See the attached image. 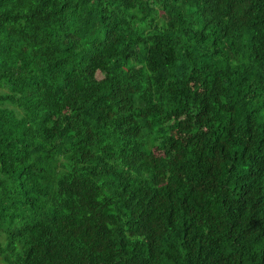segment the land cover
<instances>
[{
	"label": "trees",
	"instance_id": "trees-1",
	"mask_svg": "<svg viewBox=\"0 0 264 264\" xmlns=\"http://www.w3.org/2000/svg\"><path fill=\"white\" fill-rule=\"evenodd\" d=\"M1 264H264V0H0Z\"/></svg>",
	"mask_w": 264,
	"mask_h": 264
},
{
	"label": "rangeland",
	"instance_id": "rangeland-1",
	"mask_svg": "<svg viewBox=\"0 0 264 264\" xmlns=\"http://www.w3.org/2000/svg\"><path fill=\"white\" fill-rule=\"evenodd\" d=\"M1 264V263H0Z\"/></svg>",
	"mask_w": 264,
	"mask_h": 264
}]
</instances>
